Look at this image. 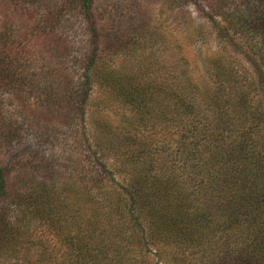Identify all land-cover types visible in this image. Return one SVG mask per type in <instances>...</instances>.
<instances>
[{"label":"trees","instance_id":"1","mask_svg":"<svg viewBox=\"0 0 264 264\" xmlns=\"http://www.w3.org/2000/svg\"><path fill=\"white\" fill-rule=\"evenodd\" d=\"M12 1L22 15L39 14L22 37L38 36L37 46L53 52L37 70L22 72L31 57L13 48L22 54L8 58L26 61L0 65V94L21 99L26 86L42 93L36 122L46 126L51 117L54 131L69 126L75 140L67 160L37 150L2 165L23 125L0 106V201L25 218L33 214V223L54 227L67 264H264V0L213 3L211 25L222 50L195 67L185 57L167 59L151 76L135 57L129 66H107L111 45L103 43L108 38L93 18L91 0ZM73 10L87 22L89 46L78 78L63 42L65 15ZM227 48L251 69L234 64ZM93 86L108 95L103 109L118 103L130 115L117 127L95 103L89 113L94 131L80 134L82 142L76 127L83 126ZM149 124L168 131L166 146L162 140L155 145L157 133L135 132ZM49 131L40 130V137ZM61 171L69 181L61 180ZM7 212L0 210V240L7 231L26 234L25 227L8 223ZM41 244V255L50 256L47 240Z\"/></svg>","mask_w":264,"mask_h":264},{"label":"rangeland","instance_id":"2","mask_svg":"<svg viewBox=\"0 0 264 264\" xmlns=\"http://www.w3.org/2000/svg\"><path fill=\"white\" fill-rule=\"evenodd\" d=\"M218 0H91V10L93 18L97 25L103 30V43L111 45V53L109 54V62L107 66L112 68H120L122 65L126 66L131 60L130 57H135L137 64H142L149 67L147 73L151 76V70L154 65L166 62L167 59L181 60L182 57L191 61V67L199 65L200 59L207 55L219 53L223 48V43L218 39L216 31L213 29L210 19L212 15L211 6ZM19 6H15L12 0H0V65L8 61L13 62L14 65H19L22 61L24 63L26 58H15L11 61L9 55H13V48L20 46L27 51L31 58L27 59L30 63L29 67H21L22 72L37 70L41 62L48 57L49 51L46 46L41 50L40 44L37 46V41L40 38L33 37V39H24L22 37L24 28H31L38 23L39 14L31 10L30 14L19 11ZM68 19L66 29L69 27L67 39L64 38V43L70 48L72 56L68 58V63L76 68V77L78 78L83 69V55L88 52L89 46L85 42L86 36L83 33L87 25L86 20L79 13V10H73L71 13L66 12ZM218 18V17H217ZM31 26V27H30ZM63 31L62 28L60 32ZM42 43L44 40L42 39ZM39 48V49H38ZM51 49V48H48ZM230 56H234V64L251 69L248 62L245 61L241 54L232 52L231 48H227ZM41 50V51H40ZM22 54V52H18ZM15 53V55H18ZM31 59V60H30ZM135 63V64H136ZM19 68V67H17ZM78 68V69H77ZM140 73L137 76L140 77ZM196 75V74H195ZM148 78H144L143 81ZM22 89L21 99L13 98L10 94H0V106L8 113V117L19 119L18 122L22 124V130L18 134L20 138L15 141L5 151L2 165H14L21 159H27L34 151H43L46 157H61L67 160L71 153L70 145L74 142V138L68 137L72 131L69 126H64L60 131H54L55 124L51 117L46 118L45 121L36 122L37 117L42 115L39 107L42 93H37L35 90H30V86ZM108 95L97 86H93L90 94V102L84 107V121L83 126L77 125L78 137L83 142V135L80 134L92 133L93 126L89 116L90 111H95L93 105L99 103V114L108 118L112 124L124 126L122 116L130 115V112L118 103L110 102L109 107L103 109L101 105L107 102ZM104 100V101H103ZM98 105V104H97ZM24 106L30 109V113L24 111ZM78 106V105H77ZM90 106V107H89ZM93 107V108H91ZM79 110V109H78ZM88 111V112H87ZM97 112V113H98ZM80 112H77V115ZM27 114L31 117L27 118ZM31 120V121H30ZM33 120V122H32ZM30 121L31 126L23 124L22 122ZM49 127V137H40V130ZM174 131V130H173ZM172 131V132H173ZM135 132L141 135L154 134L152 138L155 145H159V141L166 137L163 135L168 131L149 126L147 128H136ZM54 141H53V140ZM76 142V141H75ZM167 141L162 140V145L166 146ZM174 146V145H173ZM172 146V147H173ZM72 149V147H71ZM83 154V153H81ZM54 155V156H53ZM111 160L105 161L108 167L111 165ZM8 170L6 175L8 176ZM16 172V170H15ZM12 172L9 173L11 177ZM62 181L70 180L66 171H61ZM120 180L123 176H117ZM72 178L71 182H73ZM63 183V182H62ZM8 201L1 199L0 210L7 212L8 223L14 224L15 227H25L26 234L23 232L16 233L14 231H7V237L0 240V264H22L23 261H29L30 264H67L66 254H60L57 250L59 241L54 234V227H47L40 224L41 221L34 222L30 217L25 218L13 207L7 204ZM11 207V210H10ZM3 212V211H1ZM21 216V217H20ZM30 219L28 227L27 220ZM8 223L6 225H8ZM30 233V235H29ZM49 243L50 256L41 255L43 241Z\"/></svg>","mask_w":264,"mask_h":264}]
</instances>
